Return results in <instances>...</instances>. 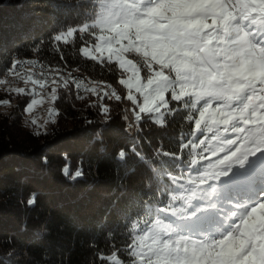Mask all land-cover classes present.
<instances>
[{"label":"trees","instance_id":"1","mask_svg":"<svg viewBox=\"0 0 264 264\" xmlns=\"http://www.w3.org/2000/svg\"><path fill=\"white\" fill-rule=\"evenodd\" d=\"M88 4L0 0V74L12 55L35 54L50 67L77 68L106 80L121 96L120 101L80 96L77 87H59L56 121L29 147H21L9 138L8 128L0 127V264H129L126 246H133L141 226L174 195L168 175L182 176L199 157L201 112L191 95L169 97L161 122L140 114L137 132L130 135L123 103L131 102L119 83L117 62L102 64L80 51L85 44L93 46L99 29L93 35L74 32L67 43L54 40L93 22L98 9ZM137 40L127 47L133 53L126 54L141 67L139 57L151 55ZM140 74L146 76L142 67ZM66 118L72 125L60 126ZM76 171L82 176L73 179ZM33 195L35 204L28 206Z\"/></svg>","mask_w":264,"mask_h":264},{"label":"snow or ice","instance_id":"2","mask_svg":"<svg viewBox=\"0 0 264 264\" xmlns=\"http://www.w3.org/2000/svg\"><path fill=\"white\" fill-rule=\"evenodd\" d=\"M87 7L98 9L93 22L55 35L54 40L67 43V38L74 32L93 35L94 30L99 29L100 34L93 46L85 44L80 51L85 57L102 64L111 63L113 59L118 62L122 76L126 75L119 83L128 89L126 99L138 107L137 121L140 114L152 113L156 100H163L164 92L173 89L171 73L193 81L194 86L198 85L201 96H225L229 108L233 103L244 101L226 111L227 119L221 121L231 124L238 120L240 126L235 131L240 139L236 152L229 157L232 161L229 169L221 174L220 179L230 177L235 168L243 169L250 162L264 157V0H99L97 4L89 0ZM236 25L242 27L237 29ZM233 31L239 33L238 48L226 54L218 45H223ZM130 37H161L178 45H187L189 50L184 58H178L179 64L176 60L162 63L148 56H138L142 61L141 67L146 70L142 82L141 67L124 55L133 52L120 47L121 42ZM220 55L225 59L218 62ZM193 58L199 63V68L193 63ZM70 78L71 73L67 77L60 76V86L67 88ZM28 80L32 84L39 83L41 88L45 86L44 81L33 80L31 76ZM51 83L57 85L58 82L52 79ZM79 86L77 83L76 87ZM98 89L99 84L88 90L99 96ZM14 91L24 94L26 89L21 87ZM104 95L121 100L115 91ZM138 97H142L139 104ZM172 98L178 99L175 94ZM56 99L57 87L53 86L51 100ZM0 103L7 105L9 101L5 99ZM37 103L32 99L25 110L30 112ZM101 109L107 114V107L101 105ZM212 122H216L215 114ZM119 155L123 157L124 151L121 150ZM64 171L67 174V169ZM81 176L82 172L76 171L73 179ZM27 204H35L34 195ZM230 215L234 218L232 227L218 231L216 236L177 234L179 238L167 247L163 259H158L156 264H264V192L259 194L254 204L235 206ZM130 243L126 246L129 264H139ZM144 259L151 262V256Z\"/></svg>","mask_w":264,"mask_h":264},{"label":"rangeland","instance_id":"3","mask_svg":"<svg viewBox=\"0 0 264 264\" xmlns=\"http://www.w3.org/2000/svg\"><path fill=\"white\" fill-rule=\"evenodd\" d=\"M235 27L238 29L242 25H236ZM238 35L237 31L231 32L227 36L226 42L223 45H218V47H222L226 54H231L238 48ZM136 39L139 38L130 37L122 41L120 47L132 49L135 46L133 42ZM135 44L143 45L145 52L148 51L153 59L168 63L176 60L179 64L178 58H184L189 50L187 45H178L161 37L140 39ZM124 55L126 59L132 60L126 53ZM33 56L36 55L33 54ZM33 56L18 57L12 55L10 66L0 74V94L2 95L0 101L5 99L9 101L7 105L0 103V127L8 128L9 138L16 140L23 148L37 143L36 134L46 130L50 124L55 123L57 108L54 101L51 100V88L56 86L58 90L59 87H62L60 86L62 83L59 79L60 76L67 77L68 73H71L69 85L65 88L68 91V89L76 87L77 84V77L73 76V72L75 73L77 70L84 72L77 68L65 71L56 67H48L43 65L42 61L39 62L38 57ZM104 56L107 57V52L104 53ZM224 59V55L217 57L218 62ZM17 61H20V63H17ZM133 63L135 62L133 61ZM193 63L196 64L197 68L200 67L194 58ZM189 75L191 74L189 73ZM29 76L33 80L44 81L45 86L41 88L39 83L32 84L28 80ZM121 78H126V75L121 76L119 81ZM141 78L144 82L142 75ZM170 78L173 89L164 92L163 100H156L150 116L155 121L161 122L163 108L168 105L169 97H173L175 94L178 98L185 95V93L191 95L194 102H198L196 105L201 112L199 157L194 160L191 169L183 171L182 176L168 175V179L174 187V195H169V203L158 208V213L154 215L150 222L141 226V231L136 236L133 244V251L139 264H156L158 259L162 260L163 252L169 245L174 244L179 238L177 235L179 233L191 235L206 233L216 236L218 231L229 230L234 219L230 215L233 208L254 204L258 200L259 194L264 192V179L255 177L254 173L250 177V174L252 175V172L259 167L264 172V157L250 162L247 168H235L230 177L220 179L221 174L228 171L229 164L232 162L229 157H232L233 153L236 152L240 139L239 134L235 131L240 126L238 120L233 121L231 124H224L221 121L227 119L224 115L226 111H231L232 108L238 107L244 101L241 100L239 104L233 103L229 108L227 107L229 101L225 96H201L198 85L194 86L193 81L172 75H170ZM52 79L57 80V85H52ZM97 80L107 84L105 89H100V96L104 95L105 92L110 94L112 91L117 94V87L112 83L102 79ZM21 87L26 89L25 93L17 94L14 90ZM125 90V96L127 97L128 89L125 87ZM86 95L95 96L92 93ZM104 97L115 100L114 96L104 95ZM21 98L26 101L21 102ZM32 99H36L38 103L33 105L30 112L26 111L27 104ZM141 102L142 97H138V104ZM137 113L138 107L132 105V102L131 104L128 102L123 103V116L126 119L127 131L134 125L138 126V121L135 119ZM128 114L130 119L127 117ZM214 114L215 123L212 122ZM59 125L70 127L72 121L70 118L62 119ZM7 137L5 136V138ZM262 172H257L259 177L262 176L260 174H264ZM236 180L241 181L240 184L236 185L239 191L246 187L254 189L252 198L248 199L243 196L244 194H235L236 191L232 190V181ZM149 256H151V262L144 259Z\"/></svg>","mask_w":264,"mask_h":264},{"label":"bare ground","instance_id":"4","mask_svg":"<svg viewBox=\"0 0 264 264\" xmlns=\"http://www.w3.org/2000/svg\"><path fill=\"white\" fill-rule=\"evenodd\" d=\"M34 57V56H33ZM30 59V58H29ZM39 61V60H38ZM39 62H41V61H39ZM42 63V62H41ZM43 65H45V66H48V65H46V64H44V63H42ZM48 67H50V66H48ZM52 68H54V67H52ZM73 76H76L77 78L78 77H81V79H83V80H81V79H77V83H79V88H78V93L80 94V95H86V94H89V93H91L88 89H90L91 87H94V86H96L97 84H99L100 85V89H105L106 87H107V84H105V83H102L101 81H99V80H97V79H91V78H89L87 75H86V73L85 72H82V71H79V70H77V71H75V73L73 72ZM90 85H93V86H91L90 87ZM109 88V87H108ZM108 88H107V90H108ZM100 89H98L99 91H100ZM101 92V91H100ZM129 114L127 115V117H128V119H130L129 118ZM137 129H138V126H133L132 128H129V130L128 131H130L129 132V134L130 135H134V134H136V132H137ZM248 167V165L247 166H245V168H247ZM257 172H259V173H261L262 172V170H261V168L259 167L256 171H254V172H252V175L250 174V177H252L253 176V173L255 174L254 176L255 177H258L259 178V176H258V174H257ZM262 173H264V172H262ZM260 175H262L260 178H264V174H260ZM240 180H236V181H232V183H233V190L234 189H237V184H240ZM244 191V192H243ZM246 191V192H245ZM241 194H247V195H249L251 198H252V196H253V190L252 189H250L249 187H246V188H242L240 191H239Z\"/></svg>","mask_w":264,"mask_h":264},{"label":"built area","instance_id":"5","mask_svg":"<svg viewBox=\"0 0 264 264\" xmlns=\"http://www.w3.org/2000/svg\"><path fill=\"white\" fill-rule=\"evenodd\" d=\"M77 79H81V77H78ZM81 80H83V79H81ZM91 86H93V85H90V87H91Z\"/></svg>","mask_w":264,"mask_h":264}]
</instances>
